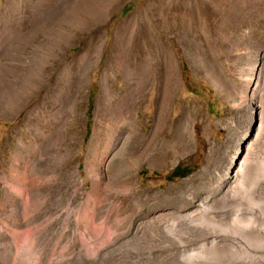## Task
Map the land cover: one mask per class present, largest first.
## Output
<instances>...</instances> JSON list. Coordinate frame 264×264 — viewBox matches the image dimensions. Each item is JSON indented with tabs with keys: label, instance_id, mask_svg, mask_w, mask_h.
<instances>
[{
	"label": "rangeland",
	"instance_id": "374dc122",
	"mask_svg": "<svg viewBox=\"0 0 264 264\" xmlns=\"http://www.w3.org/2000/svg\"><path fill=\"white\" fill-rule=\"evenodd\" d=\"M261 56L264 0H0V256L264 264Z\"/></svg>",
	"mask_w": 264,
	"mask_h": 264
},
{
	"label": "bare ground",
	"instance_id": "6f19581e",
	"mask_svg": "<svg viewBox=\"0 0 264 264\" xmlns=\"http://www.w3.org/2000/svg\"><path fill=\"white\" fill-rule=\"evenodd\" d=\"M153 53V52H152ZM161 55V54H160ZM149 57V56H148ZM261 57H264V56H261ZM156 58V57H155ZM159 58V57H158ZM160 60V59H159ZM160 62V61H159ZM257 62H258V60H257ZM160 64V63H159ZM161 65V64H160ZM177 66V65H176ZM146 67H148V66H146ZM177 68H178V66H177ZM260 69V68H259ZM178 71V73H177V76L179 77L180 76V71H179V69H177ZM257 74V72L255 73L254 72V77H255V75ZM261 73L259 72L258 73V79L260 78V75ZM253 75V74H252ZM146 76V75H145ZM155 76V75H154ZM147 77V76H146ZM148 79V78H147ZM141 80V79H140ZM150 82V81H149ZM148 85V84H147ZM137 86V85H136ZM106 87V86H105ZM145 87V86H144ZM107 88V87H106ZM145 89V88H144ZM105 91V90H104ZM141 91V90H140ZM144 92V91H143ZM142 92V93H143ZM129 93V92H128ZM146 93V92H145ZM144 93V94H145ZM105 94V93H104ZM137 94V93H136ZM246 94H248V93H246ZM162 95V94H161ZM170 95V94H169ZM134 96V95H133ZM140 96V95H139ZM246 97H247V95H246ZM105 98H107V97H105ZM244 98H245V96H244ZM258 98V97H257ZM117 99H118V97H117ZM247 99V98H246ZM260 99V98H259ZM258 99V100H259ZM115 100V99H114ZM144 100H145V98H144ZM262 101V100H261ZM121 103H122V101H120ZM136 102V101H135ZM132 103H134L133 101H132ZM102 104V103H101ZM105 104V103H104ZM248 104H249V106L251 107V110H252V108H253V110H252V112L254 113V120H253V125H254V130L256 131V134H258V132L259 131H261V129H263V126H264V105L262 104V102H260V100H259V102L257 101V100H255L253 97L250 99V100H248ZM121 106V105H120ZM136 107H137V104H134V106H133V112H135V111H137L136 110ZM103 108V107H102ZM116 108V107H115ZM124 108V107H123ZM75 110V109H74ZM116 110H117V108H116ZM123 110V109H122ZM119 111V110H118ZM124 113V112H123ZM127 113V112H126ZM137 114V113H136ZM135 113H134V117L136 118L137 117V115H136ZM126 115V114H125ZM132 116V115H131ZM158 117H159V115H158ZM127 118V117H126ZM132 118V117H131ZM99 119V118H98ZM97 119V120H98ZM129 119V118H128ZM137 119V118H136ZM140 119V118H139ZM125 120V119H124ZM127 120V119H126ZM135 123V122H134ZM157 123H158V121H157ZM156 123V124H157ZM142 125V124H141ZM140 125V126H141ZM157 125H159V124H157ZM123 126V125H122ZM137 126V125H136ZM95 130H96V127L94 128ZM133 129H134V127H133ZM128 131V130H127ZM130 132V131H129ZM128 132V133H129ZM141 132V131H140ZM96 133V132H95ZM130 134H128V136H129ZM134 136V132H133V130H132V137ZM146 137H149V139H150V141H148L151 145H149V144H147L148 145V147L149 146H152V143H154V140L157 138V134L156 133H154L153 135H149V136H146ZM254 141H255V139L253 138V139H250V140H247V141H245L244 142V144H243V146H242V149L240 150V148H239V150H238V153H237V156H236V159H234L233 160V162H232V164H231V166L229 167V170H228V174H227V177L229 178L227 181H228V189H229V187H230V183L232 184V183H234L235 182V180H237V178L239 177V175L241 176V180L240 181H243L244 180V177H245V175H246V173H245V170H243V166H244V163H245V159H246V157H247V153L250 151V148L252 147V145H253V143H254ZM255 145V144H254ZM121 146V145H120ZM258 147V146H257ZM116 148V147H115ZM118 148H120V147H118ZM151 148V147H150ZM142 153V152H141ZM140 153V154H141ZM145 153V152H144ZM161 157V156H160ZM264 164V163H263ZM77 166V165H76ZM78 167V166H77ZM99 167H101V166H99ZM76 168V167H75ZM102 168V167H101ZM100 168V169H101ZM106 169V168H105ZM103 171V170H102ZM77 172H78V170H77ZM77 175V174H76ZM100 175V174H99ZM248 177V176H247ZM246 177V178H247ZM32 182V181H31ZM106 183V182H105ZM242 184V183H241ZM238 186H240V185H238ZM104 187V186H103ZM226 187V186H225ZM232 188V187H231ZM228 189L226 190V191H228ZM225 190V189H224ZM98 192V191H97ZM224 191L222 192V194L221 195H219V197H223L224 196ZM16 197V196H15ZM17 198H19V197H17ZM89 198H91V197H89ZM218 198V197H217ZM207 201V200H206ZM8 202V201H7ZM96 202V201H95ZM59 203V202H58ZM90 203V202H89ZM61 213V212H60ZM2 227V226H1ZM12 227V226H11ZM4 233V232H3ZM1 235V234H0ZM24 248H26V247H24ZM13 253V252H12ZM20 253V251L18 250V254ZM18 254H16V257H11V256H8L7 254V256H8V258H3L2 256H0V264H29L28 263V261L26 260V259H29V258H26V259H24L23 257H22V254L20 253L19 255ZM2 255V254H1ZM27 255V254H26ZM27 257H28V255H27ZM42 259V258H41ZM42 262V261H41ZM43 264V263H42Z\"/></svg>",
	"mask_w": 264,
	"mask_h": 264
},
{
	"label": "trees",
	"instance_id": "16d2710c",
	"mask_svg": "<svg viewBox=\"0 0 264 264\" xmlns=\"http://www.w3.org/2000/svg\"><path fill=\"white\" fill-rule=\"evenodd\" d=\"M187 171H188L187 168H176V169L172 172L170 178H173V177H184V176H186V175L188 174Z\"/></svg>",
	"mask_w": 264,
	"mask_h": 264
}]
</instances>
